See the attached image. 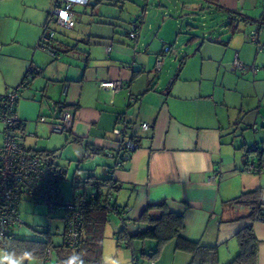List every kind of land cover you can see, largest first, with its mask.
I'll use <instances>...</instances> for the list:
<instances>
[{"label":"crops","instance_id":"crops-1","mask_svg":"<svg viewBox=\"0 0 264 264\" xmlns=\"http://www.w3.org/2000/svg\"><path fill=\"white\" fill-rule=\"evenodd\" d=\"M50 1H40L38 15L23 18L19 25H16L19 20L13 14L5 12L4 21L0 22V94L17 85L26 67L38 70L33 90H27L32 93L24 95L34 101L25 97L18 100V118L25 123L31 115L46 113L48 101L63 104L61 109L73 118L64 143L77 144L84 157L94 159L96 155H105L110 160L106 153L116 151L118 147L112 135L118 128V120L123 117L135 126L133 133L139 137V148L113 172L118 190L111 195L110 204L125 209L121 217L114 213L109 215V233H113L115 243V234L123 226L131 234L149 227L138 222L147 205L165 203L169 212L183 217V238L217 248V264H228L233 260L239 251L236 235L251 226L257 241L256 264H264V223H251L248 220L249 207L233 202L244 192L259 190L260 200L264 203V172L245 171L244 149L252 144L264 145V50H257L246 40L253 27L242 37H232L240 33V26H245L242 23L235 33L225 27L231 34V38L224 37L227 40L204 35L202 44L196 46L195 54L189 60L183 47L185 39L172 41L174 31L182 32L181 26L177 27L178 23L174 22L172 27H167L162 22V26L157 27V20L165 13L151 14L154 10L151 4L149 10L143 9L140 13L142 20L137 32L140 53L134 60L132 42L127 36L132 30V18L122 23L115 18L116 13L98 11L95 15L102 22L82 28L78 27V19L70 36L53 40L50 44L56 52L53 56L35 48ZM93 1L94 10L101 0ZM126 1L118 3L124 5ZM185 2L183 6L190 10L186 16L193 15L196 10L207 11V14L220 11L225 14V26L227 13L250 21L264 16V0H218V5L207 0ZM170 31L172 34L169 35ZM185 42L192 45L196 38L191 36ZM9 44L33 50L29 66V54L21 49L5 48ZM204 44L224 48L232 45L235 57L242 61V65L254 66L255 74L248 70L236 71L232 63L234 56L212 63L209 53H201ZM165 45L171 47L170 57L166 58L163 71L154 75V56ZM260 45L264 49V37H260ZM107 48L109 53H106ZM61 52L66 55L62 57ZM7 55L24 59L13 61ZM185 56L181 65L180 60ZM7 66H11L10 72L4 70ZM107 80L126 84L130 93L138 97L136 103L129 105L125 90L113 93L102 89L100 83ZM64 86L67 87L66 95L62 94ZM39 94L41 104L37 106ZM140 123L148 124L149 130L140 131ZM234 125L241 133L237 136L241 141L235 148L236 136L231 133ZM27 129L23 124L19 133L26 149L34 153L56 152L48 150L47 143L37 147V142L32 141L36 136L31 139L26 134ZM230 145L232 148H228ZM94 148L99 153L93 154L89 150ZM236 152H239L238 157ZM254 157L251 155V159ZM109 164L104 165L111 167ZM217 170L219 182L208 184L207 179ZM149 215L151 219H157L160 212L151 211ZM134 247V252L130 251L132 259L133 255L138 256L142 247L151 251L155 244L147 241L143 246L136 244ZM138 260L142 264L148 262ZM190 260V255L178 251L175 242L171 241L163 246L155 261L148 263L189 264Z\"/></svg>","mask_w":264,"mask_h":264},{"label":"rangeland","instance_id":"rangeland-1","mask_svg":"<svg viewBox=\"0 0 264 264\" xmlns=\"http://www.w3.org/2000/svg\"><path fill=\"white\" fill-rule=\"evenodd\" d=\"M42 0H0V22L4 21L3 17L5 12H9L10 14H13L15 18H17L16 25H19L22 23L23 18L28 17L29 15L37 16L39 13V7L37 4ZM120 0H101L97 6L94 7V10H91V6L88 7H78L76 6L74 8L75 16H76V22L75 26L77 25L78 19L79 24L78 27L82 26V28H88L91 27V25L102 22L100 17L95 15V12H109V13H116L115 18L118 22L127 23V20L132 18V20L136 17H133L136 15L137 17L141 16L140 13L143 9H150L151 4L154 7V10H152V13L158 12V13H165L160 19L157 21L159 24H157V27L163 25L167 27H172L174 22H177V27L181 26L182 32L179 34L178 29L173 32V40H184L187 41L191 38V36H194L196 38V42L192 45L187 44V42L184 41L183 47L185 48L187 55L189 56V60H192L193 55L196 51V46L202 44V39L205 35V37L210 38H216L219 40H227L226 38H231V34L225 30V14H223L220 11L211 12L210 14H207V11H194L193 15L189 16L186 14L190 11L188 8L184 7L183 5L186 4L185 0H149L148 4L141 1V0H127L124 5H120L118 2ZM90 3H94V1L90 0ZM54 5V0L50 1L49 7L46 11V15L44 18H46L47 14L52 10ZM165 7V9L163 8ZM115 9L117 10L116 12ZM150 13V11H149ZM206 13V14H205ZM149 14V15H151ZM205 14V16H204ZM6 16V15H5ZM46 20L44 19V22L42 23V29L43 31V25L45 24ZM112 22V21H111ZM15 23V22H14ZM88 24V25H87ZM15 25V24H14ZM16 27V26H14ZM65 30L57 26H51L49 25V31L53 33L52 41L55 39H59L60 37L64 38L63 35L70 36V32L74 30ZM252 28L248 26H240V33H237L233 35L232 37H242L244 32H247L248 29ZM126 30V28H123ZM221 29H223L225 32L221 33ZM253 29V28H252ZM248 33V32H247ZM264 33V30L260 32V37H264L262 34ZM61 34V35H60ZM172 34V31L169 32V35ZM182 34V35H181ZM42 35V32L36 39L35 48L36 50H42L38 46L40 37ZM204 37V38H205ZM226 37V38H224ZM173 43V42H171ZM262 43V41H261ZM170 45V43H168ZM174 44V43H173ZM169 45L167 47L171 48ZM188 46V47H187ZM10 49H21L24 53H28L30 56V59L27 63V66H29L30 62L32 61L31 58L33 57V50L28 49L24 46H11V44L6 45L5 48ZM12 47V48H11ZM264 49H260L262 51ZM45 52V51H44ZM209 53V55L212 56V63H219L221 60L229 58V56H234V59L232 60V63H234L235 60H238L236 62H239L241 64L242 61L239 59H235L236 53L234 52L233 46L229 45L228 47H223L217 44H204V46L201 49V53ZM62 53V52H61ZM198 54V53H197ZM62 57L66 54L62 53L60 54ZM169 54H166L164 57V60L166 61V58ZM9 56V59L13 61H19L24 59V57H15L13 55H7ZM170 57V55H169ZM168 57V58H169ZM164 61V62H165ZM9 65V64H8ZM11 67V66H10ZM9 66L4 67V70L7 72H10ZM154 67V65H153ZM249 67V66H248ZM29 67H26L24 73L20 77V81H18L17 85L11 89H15L18 87L21 83V79L24 77L27 69ZM251 70V74H255L256 69H254V66L249 67ZM163 69V68H162ZM231 69V68H230ZM163 70L158 72L157 74H160ZM237 71V70H236ZM238 72H241L238 70ZM37 77L34 79H29L27 82V85L20 89L19 93V100L21 98H24L26 94L32 93L28 92L27 90H33L32 85L36 81ZM10 89V90H11ZM63 90V89H62ZM9 91V90H8ZM4 94V93H2ZM35 95V93H34ZM39 99L36 100V105L40 106L41 104V94L38 95ZM27 99H30L32 102L34 101L32 97H25ZM46 113H43L41 115L36 114L34 116H30L29 119H25L26 122L23 124H26L28 129L26 131V134L31 136V139L33 142H37V147L39 146H45L44 143H47L48 150L56 151L55 152V158H53V161H55V164H57L65 173L63 178L61 179L59 189L61 193L64 195L66 200L72 199V194L74 191H72V181L74 178H80L82 179L84 174L87 171H93L94 175H96L98 178H105L107 174L104 172L106 170L105 163L113 164L112 161L108 160L105 155H96L95 158H90L89 156L84 157L83 151L80 150L81 148L77 144H68L65 145L64 140L66 138V133L62 134H54L51 133V126L49 125V122L53 123V118L55 117L53 113L51 112L50 105L52 101L46 102ZM33 105H30V108L33 109ZM67 112V111H65ZM40 116H43L47 119L46 124H40L38 123V118ZM18 117V116H17ZM20 120V119H19ZM234 120V119H233ZM21 121V120H20ZM37 125L39 128H36ZM136 125V123H135ZM1 127V138L2 136V130L3 125L0 122ZM43 127V128H41ZM241 130V129H240ZM232 135L233 137L236 136V138L233 141V147L235 148L237 146V143L241 141V138L239 139L237 136H240L241 133H238L236 130V127L232 128ZM113 135V134H112ZM114 137V135H113ZM228 137V136H227ZM230 138V136H229ZM230 140V139H229ZM232 148V146H228V148ZM238 153L236 152V155L238 157ZM225 158L224 152H223V159ZM225 158V163H226ZM109 164V165H110ZM105 166V168H104ZM77 167L80 171H77ZM82 191L81 189H77L76 192ZM19 212H20V223L21 226L17 228L15 231V236L17 238L21 239H31V240H43L42 233L43 232H49L51 235V239L54 245H60L63 242V231H64V222L61 219V213H58L56 216H59L58 218H54L55 215H52L48 217L47 210L45 207H33L29 202H22L19 204ZM54 216V217H53ZM112 220H114V217H111ZM110 219V221H111ZM110 222L106 226L105 232H104V240H103V247H102V260L103 264H142L139 262V260L134 263L131 252L128 249H125L124 247L118 248L116 247V243L113 240V233H109ZM5 259V255L2 249H0V263H3ZM146 264H149L148 262H145ZM23 264V262H21ZM27 264H40L37 260H29ZM47 264H55L54 259L51 256L49 259V262Z\"/></svg>","mask_w":264,"mask_h":264},{"label":"trees","instance_id":"trees-1","mask_svg":"<svg viewBox=\"0 0 264 264\" xmlns=\"http://www.w3.org/2000/svg\"><path fill=\"white\" fill-rule=\"evenodd\" d=\"M207 1L213 5H218V0ZM91 7V9L93 10V6ZM141 20L142 16L136 17L132 20V30L128 33L127 36H129V34L131 33L135 34L138 32V29L141 25ZM262 20H264V16H262L258 20L250 21L245 17L227 13L225 27L232 33H235L238 31V25L240 23L245 26H252L253 30H251V32L246 35V40L247 42L254 44L257 47V50H260L262 48L260 45V32L264 30V26L261 25ZM254 31L257 32L255 35L256 40L251 41L250 38ZM203 40L204 39H202V42ZM50 44L51 43L46 46V49L50 50V52L53 53V56H55L56 52L51 49ZM38 46L40 48L43 47L40 44V40ZM164 47H167V45L163 46V48ZM168 49L169 52L167 54H170L171 48L168 47ZM139 53L140 50L137 45V55ZM137 55L135 57L133 55L134 60ZM185 58L186 56L180 60L181 65L183 64ZM243 66L244 70H242L241 72L245 70H251V68L245 65ZM153 73L154 75L158 73L154 71V67ZM38 74V70L33 67H29L20 84L25 87L28 80L34 79L38 76ZM133 97L136 98V101L138 100V97ZM130 140L138 145L139 148V137L135 133L130 134ZM74 141L77 142L78 140L75 139ZM89 150L93 154L99 153V150L95 148ZM35 154L45 162H54L53 158H55V152L39 151L35 152ZM130 155L131 154H129L127 158H129ZM252 155L254 156L255 154ZM254 158L255 159L253 161L258 164V167H256L257 172L255 173L259 174L262 165H264V157L255 155ZM115 170V166L106 167L105 172L107 176L105 178H98L91 174V172L87 171L81 180L78 178L77 180L76 178L73 179L71 183L72 191H74L73 194L77 189L82 190L80 192L78 191L79 195L81 196L79 209L80 227L78 231V237L74 246H70L66 243L64 231L62 244L54 245L49 232H43V240L38 241L17 238L14 235L17 229L14 228L10 230V232L4 237L0 236V249L3 250L5 257H7V259H4V262L1 264H8V260L11 259L17 260L19 264H21V262H23V264H27L29 260H37L38 262H41L47 257L48 252L51 253L55 264H67V262L75 255H79L83 259L84 264H103L102 247L104 232L109 222V215L111 213H114L121 217L125 211V209L110 204L111 195L118 190L117 183L114 181L113 176H111V173H113ZM77 171H80L79 168L77 169ZM91 193H93L92 197L90 196ZM233 202L238 204H245L249 207L250 213L248 215V220L251 223H264V203H262L260 200L259 190L244 192L239 197L234 199ZM151 211H159V217L157 219H151L149 215ZM58 217L59 216L55 215L54 218ZM60 217L63 220V214H61ZM138 222L147 224L149 227L142 232L131 234L126 229V227L123 226L115 234L116 247H124L133 252V249L135 248L134 246L136 244L143 246V244L147 241L154 242L155 247L153 250L146 251L145 248L142 247L138 253V256L133 255L134 263L138 261V258L148 262L155 261L158 258V255L163 246L173 241L175 242L176 249L178 251L186 252L190 255L191 260L189 264H217V248L204 246L197 242L189 241L183 238L181 235V232L184 228L183 217L169 212L166 209L165 203L147 205L142 212ZM236 241L239 247L238 254L228 264H256L257 241L253 235L251 226H248L245 229L241 230L236 235Z\"/></svg>","mask_w":264,"mask_h":264},{"label":"built area","instance_id":"built-area-1","mask_svg":"<svg viewBox=\"0 0 264 264\" xmlns=\"http://www.w3.org/2000/svg\"><path fill=\"white\" fill-rule=\"evenodd\" d=\"M90 0H54L52 10L47 14L46 22L43 27V33L40 37L42 49L53 55L46 46L52 42L53 33L49 31V25L57 26L65 30H72L75 26L76 16L74 8L90 6ZM264 26V20L261 21ZM256 31L252 33L251 41H255ZM132 41L133 55H137V33H131L128 36ZM110 49H106L109 53ZM169 52L168 47H164L154 58V71L160 72L164 65V57ZM233 67L239 71L244 70V66L234 61ZM102 89L113 93L127 91L129 105L136 103V98L130 93V89L121 81H103L99 85ZM20 84L15 89H11L4 94H0V122L3 125L2 145L0 146V236L4 237L10 230L21 226L19 204L27 200L33 207L44 206L47 209L48 217L63 214L64 234L66 243L74 246L78 237L80 227V203L81 196L78 192L72 194L71 200H66L59 189L64 172L55 162H45L34 152L25 148L20 140L19 133L23 128V122L19 120L16 114V105L19 100ZM67 87L64 86L62 94L66 95ZM61 104L52 102L51 112L55 116L51 126V133H67L73 122L72 115L63 111ZM58 115H57V114ZM47 119L43 116L38 118V123L46 124ZM150 126L146 123L139 124V130L146 132ZM135 126L126 121L125 118L118 120V128L114 129L112 134L117 140L116 151L107 152V157L113 162L112 166L120 167L127 156L138 149L133 141L130 140V134L133 133ZM256 156L264 157V145H261L254 153ZM252 154H246L247 163L245 171L255 173L258 164L251 159ZM264 172V165L260 173ZM256 174V173H255ZM113 176V173H111ZM220 180L218 170L208 179V184H217ZM93 193L90 194L92 197ZM51 253L40 264H47ZM152 264V263H149Z\"/></svg>","mask_w":264,"mask_h":264},{"label":"clouds","instance_id":"clouds-1","mask_svg":"<svg viewBox=\"0 0 264 264\" xmlns=\"http://www.w3.org/2000/svg\"><path fill=\"white\" fill-rule=\"evenodd\" d=\"M7 259V257H5ZM8 264H19V262L15 259L8 260ZM67 264H84L83 259L79 255L73 256Z\"/></svg>","mask_w":264,"mask_h":264},{"label":"water","instance_id":"water-1","mask_svg":"<svg viewBox=\"0 0 264 264\" xmlns=\"http://www.w3.org/2000/svg\"><path fill=\"white\" fill-rule=\"evenodd\" d=\"M93 4L91 3L90 6H92ZM252 130L254 131L255 129L252 127ZM262 144H252V145H249L247 146L245 149H244V153L245 155L246 154H254L257 152V149L260 148Z\"/></svg>","mask_w":264,"mask_h":264}]
</instances>
